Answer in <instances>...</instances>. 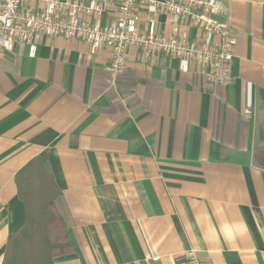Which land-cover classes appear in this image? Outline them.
Here are the masks:
<instances>
[{"label": "crops", "instance_id": "0c3cea01", "mask_svg": "<svg viewBox=\"0 0 264 264\" xmlns=\"http://www.w3.org/2000/svg\"><path fill=\"white\" fill-rule=\"evenodd\" d=\"M220 1L229 85L136 48L111 84L105 48L62 36L0 56V264L25 219L16 174L38 158L72 246L52 264H186L188 249L200 264H264V0Z\"/></svg>", "mask_w": 264, "mask_h": 264}, {"label": "built area", "instance_id": "2783aa9c", "mask_svg": "<svg viewBox=\"0 0 264 264\" xmlns=\"http://www.w3.org/2000/svg\"><path fill=\"white\" fill-rule=\"evenodd\" d=\"M146 23L139 28L140 17ZM159 15L180 19L195 28L192 39L173 25L166 35L158 28ZM220 0H0V56L7 57L15 44L31 52L42 37L62 36L81 41L94 54L105 48L104 66L114 84L130 48L143 57L161 54L178 59L182 68L196 65L205 81L229 85L235 32L226 21ZM186 264H200L194 249L184 253Z\"/></svg>", "mask_w": 264, "mask_h": 264}, {"label": "trees", "instance_id": "16d2710c", "mask_svg": "<svg viewBox=\"0 0 264 264\" xmlns=\"http://www.w3.org/2000/svg\"><path fill=\"white\" fill-rule=\"evenodd\" d=\"M40 158L16 174L25 219L8 237L1 264H52L72 250L66 226L54 200L57 191Z\"/></svg>", "mask_w": 264, "mask_h": 264}]
</instances>
